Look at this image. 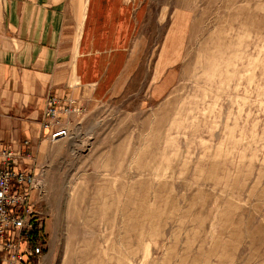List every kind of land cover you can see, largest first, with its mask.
<instances>
[{
    "label": "rangeland",
    "instance_id": "rangeland-1",
    "mask_svg": "<svg viewBox=\"0 0 264 264\" xmlns=\"http://www.w3.org/2000/svg\"><path fill=\"white\" fill-rule=\"evenodd\" d=\"M127 1V72L31 170L28 264H264V0Z\"/></svg>",
    "mask_w": 264,
    "mask_h": 264
},
{
    "label": "crops",
    "instance_id": "crops-1",
    "mask_svg": "<svg viewBox=\"0 0 264 264\" xmlns=\"http://www.w3.org/2000/svg\"><path fill=\"white\" fill-rule=\"evenodd\" d=\"M128 8L127 0H0V150L31 152L22 168L35 170L49 142L40 124L49 96L89 107L120 84L137 22Z\"/></svg>",
    "mask_w": 264,
    "mask_h": 264
},
{
    "label": "built area",
    "instance_id": "built-area-1",
    "mask_svg": "<svg viewBox=\"0 0 264 264\" xmlns=\"http://www.w3.org/2000/svg\"><path fill=\"white\" fill-rule=\"evenodd\" d=\"M73 105L69 98L46 99L40 124L50 140L60 131L57 128L64 118L82 111ZM30 157V153L19 154L11 147L0 151V264L39 262L43 254L41 217L33 201V193L40 189L38 174L21 169Z\"/></svg>",
    "mask_w": 264,
    "mask_h": 264
},
{
    "label": "trees",
    "instance_id": "trees-1",
    "mask_svg": "<svg viewBox=\"0 0 264 264\" xmlns=\"http://www.w3.org/2000/svg\"><path fill=\"white\" fill-rule=\"evenodd\" d=\"M43 238L45 239V237L43 236ZM43 243H44V241H43Z\"/></svg>",
    "mask_w": 264,
    "mask_h": 264
}]
</instances>
